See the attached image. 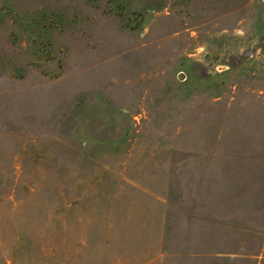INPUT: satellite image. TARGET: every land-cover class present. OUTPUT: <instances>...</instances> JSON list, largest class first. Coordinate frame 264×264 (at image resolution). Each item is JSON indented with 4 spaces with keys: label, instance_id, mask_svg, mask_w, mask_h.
<instances>
[{
    "label": "rangeland",
    "instance_id": "374dc122",
    "mask_svg": "<svg viewBox=\"0 0 264 264\" xmlns=\"http://www.w3.org/2000/svg\"><path fill=\"white\" fill-rule=\"evenodd\" d=\"M0 264H264V0H0Z\"/></svg>",
    "mask_w": 264,
    "mask_h": 264
}]
</instances>
